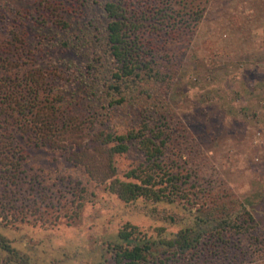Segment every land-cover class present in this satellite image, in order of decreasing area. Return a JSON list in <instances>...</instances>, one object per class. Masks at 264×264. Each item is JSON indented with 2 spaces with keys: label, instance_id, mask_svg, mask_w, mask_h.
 <instances>
[{
  "label": "rangeland",
  "instance_id": "obj_1",
  "mask_svg": "<svg viewBox=\"0 0 264 264\" xmlns=\"http://www.w3.org/2000/svg\"><path fill=\"white\" fill-rule=\"evenodd\" d=\"M101 7L102 0H0V57L40 69L45 92L62 93L53 100L55 133L67 124L75 144L67 133L54 144L18 138L26 155L21 172L0 178V234L14 249L0 248V264H27V257L33 264H116L104 247L125 223L147 238L170 237L223 204L245 220L244 230L215 232L206 223L193 249L153 244L159 254L145 264H264V0L209 1L162 109L147 108L146 96L101 109L82 92L96 53L82 30L101 28ZM144 122L157 123L165 137L153 174L177 175L173 202L125 203L90 180L79 161L80 149L100 144L94 133L126 134ZM135 141L112 156L120 178L147 164Z\"/></svg>",
  "mask_w": 264,
  "mask_h": 264
},
{
  "label": "trees",
  "instance_id": "obj_2",
  "mask_svg": "<svg viewBox=\"0 0 264 264\" xmlns=\"http://www.w3.org/2000/svg\"><path fill=\"white\" fill-rule=\"evenodd\" d=\"M209 1L102 0L105 23L101 28L82 30L84 38L93 40L96 48L95 56L82 76V92L88 100L100 102L102 109L146 96L147 108L157 105L164 108L178 71L179 59L188 49ZM95 29L99 33L97 37H94ZM60 44L70 46L66 41ZM21 67L18 59L0 57V178L8 181L21 172L26 160L22 148L16 143L25 134L28 139L36 138L41 143L54 144L67 133L71 147H75L71 143L72 135L67 124L65 129L55 133L54 117L59 110L53 100L55 96L63 98L62 93L54 90L52 94H47L40 69ZM148 126L144 122L141 129L130 130L126 134L99 131L94 134L100 144L89 150H79V161L87 177L104 185L106 190L125 203L140 198L154 203L173 202L177 192L180 194L181 191L176 174H166V180L153 174L160 168L157 159L163 152L165 137H162L163 132L157 123V129ZM129 140H136L147 164L142 169H130L123 175L124 178H120L116 176L112 156L125 152ZM222 206L211 208L205 216L197 217L194 224L179 229L170 237L147 238L139 234L136 225L125 223L117 231V241H108L104 248L116 264H145L149 255L159 254L158 248L153 250V244L181 253L193 249L201 237L199 232L202 228L199 227L206 223H212L211 230L215 232L226 227L236 232L244 230L245 220L233 217V210L228 205ZM241 209L249 216L243 205ZM169 218L174 221L173 215ZM23 234L19 235L20 238ZM0 248L14 251L1 234ZM26 263L33 264L29 257Z\"/></svg>",
  "mask_w": 264,
  "mask_h": 264
}]
</instances>
